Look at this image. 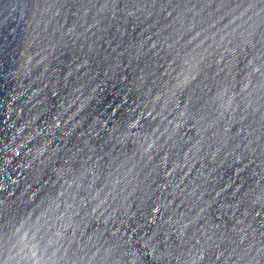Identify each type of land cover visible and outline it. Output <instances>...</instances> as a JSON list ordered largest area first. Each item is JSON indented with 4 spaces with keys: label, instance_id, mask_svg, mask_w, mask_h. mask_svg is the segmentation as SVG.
I'll return each instance as SVG.
<instances>
[{
    "label": "water",
    "instance_id": "95a60500",
    "mask_svg": "<svg viewBox=\"0 0 264 264\" xmlns=\"http://www.w3.org/2000/svg\"><path fill=\"white\" fill-rule=\"evenodd\" d=\"M0 264H264V0H0Z\"/></svg>",
    "mask_w": 264,
    "mask_h": 264
}]
</instances>
